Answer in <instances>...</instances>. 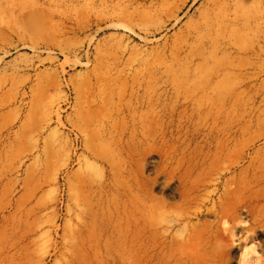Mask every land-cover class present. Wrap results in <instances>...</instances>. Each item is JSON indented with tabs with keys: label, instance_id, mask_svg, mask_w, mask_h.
<instances>
[{
	"label": "rangeland",
	"instance_id": "rangeland-1",
	"mask_svg": "<svg viewBox=\"0 0 264 264\" xmlns=\"http://www.w3.org/2000/svg\"><path fill=\"white\" fill-rule=\"evenodd\" d=\"M259 190L264 0H0V264H264Z\"/></svg>",
	"mask_w": 264,
	"mask_h": 264
},
{
	"label": "bare ground",
	"instance_id": "bare-ground-1",
	"mask_svg": "<svg viewBox=\"0 0 264 264\" xmlns=\"http://www.w3.org/2000/svg\"><path fill=\"white\" fill-rule=\"evenodd\" d=\"M169 164L171 165H177L179 166L180 164H182V162H178V161H171ZM211 165H214L212 168H216L218 166V160H212L209 163L203 162L200 165L195 166L187 175V181H191V179L193 178L192 182L197 183L194 189H189L187 191H184L183 193H181L180 197L182 200V205L183 204H190L193 202V204L196 205H200L201 203H203L205 200H207L210 196L211 192H207L206 191V186H212V180L213 179H209V173L211 172L212 168ZM208 194V196H206ZM250 200H264V190H259L256 192H253L252 194L250 193ZM121 212H120V217L122 218V216L125 214V206L123 205L121 208ZM208 214H212L216 219L220 218V210L217 207H213L209 210H206ZM118 214V212H117ZM151 211L147 205V198H144L142 203H141V208H140V219H141V223H140V234L143 235V239L146 241L149 237L148 235L150 234V236H153L156 227L153 225L156 222V217H153L151 219ZM98 215H96V213L94 212L90 218H88V228L93 227L94 222L96 221ZM113 217V216H112ZM109 222H113L112 218H109ZM122 222V221H121ZM91 230V229H90ZM93 231V228H92ZM122 231H123V226L120 223V230H119V235H122ZM198 229L197 226L195 228H193L192 231H190V246L193 248L194 251H198V247H197V237H198ZM89 233L91 234L92 232L89 231ZM111 240V239H109ZM96 240L95 238H91V236H89L88 238V243L86 246L84 247H91L92 250H96V247L93 246V244H95ZM111 244V243H110ZM93 246V247H92ZM114 246V245H113ZM105 250H110L111 246L110 245H105L104 246ZM145 252H146V246H144V248H142V254L144 257V261L142 262V264H148V261L145 259ZM75 253H78L75 251ZM85 254V252L82 253H78L79 257H83ZM198 258H204V255H196Z\"/></svg>",
	"mask_w": 264,
	"mask_h": 264
},
{
	"label": "clouds",
	"instance_id": "clouds-1",
	"mask_svg": "<svg viewBox=\"0 0 264 264\" xmlns=\"http://www.w3.org/2000/svg\"><path fill=\"white\" fill-rule=\"evenodd\" d=\"M224 227L225 228L228 227L226 221L224 223ZM186 236H187V233L184 232V233H181V234H176L175 238L180 240V241H183L186 238ZM245 256L247 257L246 264H260L261 259H262L261 254L257 250H255L254 246H252V247H250V248H248L246 250ZM252 257L256 258L255 261H252Z\"/></svg>",
	"mask_w": 264,
	"mask_h": 264
}]
</instances>
